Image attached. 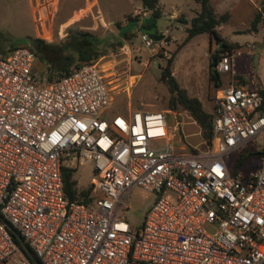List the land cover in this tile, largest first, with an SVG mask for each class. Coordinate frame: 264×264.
I'll return each instance as SVG.
<instances>
[{
    "label": "built area",
    "instance_id": "built-area-1",
    "mask_svg": "<svg viewBox=\"0 0 264 264\" xmlns=\"http://www.w3.org/2000/svg\"><path fill=\"white\" fill-rule=\"evenodd\" d=\"M170 30L138 37L152 55L167 54ZM117 54L130 76L128 45ZM37 59L24 45L0 53V264H264V156L235 175L228 160L264 131L262 90L235 78L218 88L211 144L187 152L172 143L167 110L102 117L120 93L102 56L50 79L34 70ZM231 60L225 50L213 69L230 73ZM87 161L90 200L69 201L61 168ZM136 186L154 194L139 229L120 215Z\"/></svg>",
    "mask_w": 264,
    "mask_h": 264
},
{
    "label": "rangeland",
    "instance_id": "rangeland-1",
    "mask_svg": "<svg viewBox=\"0 0 264 264\" xmlns=\"http://www.w3.org/2000/svg\"><path fill=\"white\" fill-rule=\"evenodd\" d=\"M251 1L259 8L262 7L264 13L263 0ZM158 2L162 13L156 20V30L160 32L165 28L171 29V39L165 47L167 54L152 55L140 41L137 29L135 36L123 39L120 45L127 44L129 47L131 61L128 74L136 77L132 79L124 73L123 55L117 54L120 46L108 49L107 54L102 56V66L104 69L108 68L106 73L113 84H119L115 88L125 86V91L115 96L102 117L110 120L115 115H127L129 110H167L170 126L177 128L174 130L172 143L184 146L187 152L204 151L207 146L201 139L200 128L189 113L183 109H167L169 91L160 76L167 60L171 58V71L179 85L190 96L197 97L206 112L213 113L217 85L211 78L213 66L210 61L220 45L215 40L210 41L205 32L182 43L187 28L190 27L191 18L199 10V4L195 0ZM234 3L235 7L230 9V16L218 28L223 40L235 46L229 50L233 70L219 74L218 83L221 86H227L232 78H237V71H244L248 64L253 70L249 75L252 80L257 79L255 70H258L260 65L264 69V16L258 23L257 30L247 31L254 7L246 0H235ZM139 6V0H0V53L16 45L30 46L34 38H41L47 43H57L79 30L100 37L109 34L117 36L120 28L117 22L122 26L124 24V30L133 29V26L126 24L129 18L136 17L142 21L138 15H133V10ZM226 10L224 6L215 8L217 14ZM179 15H183L186 20L180 22L175 19ZM116 51L117 53H114ZM46 68V62L38 59L35 70L45 73ZM244 77H247V74ZM247 146L252 151L264 149V131ZM236 153L229 155L228 160L231 161ZM259 160L249 159L241 172L248 173ZM72 169L77 188L90 187L91 178L95 175L93 162L77 164ZM153 200L154 194L138 186L133 187L128 196L129 207L121 210L120 215L134 229H139Z\"/></svg>",
    "mask_w": 264,
    "mask_h": 264
},
{
    "label": "trees",
    "instance_id": "trees-1",
    "mask_svg": "<svg viewBox=\"0 0 264 264\" xmlns=\"http://www.w3.org/2000/svg\"><path fill=\"white\" fill-rule=\"evenodd\" d=\"M141 5L149 11V15L139 21L134 18H129L126 22L127 26H133V29H124L119 25L118 35H107L104 37L97 36L88 31H77L71 33L64 38L63 41L57 43H47L41 38H34L32 44L29 46L34 48L39 60L46 62L48 78H52L53 75H60L63 72H67L73 66H79L86 63H91L97 60L99 57L106 55L108 49H115L116 46H120L123 43V39H129L131 36L139 33H147L153 36L158 31L156 30V20L161 16V7L158 0H139ZM199 4V10L194 17L190 20V27L187 28V34L182 43H186L193 36L199 33H207L210 41L215 40L220 48L217 49L213 58L215 59L219 53L225 50H231L235 48L234 45L228 44L223 40L219 34L218 27L225 22L229 13L217 15L210 0H195ZM264 1V0H263ZM263 3V2H262ZM263 8L260 7L255 13L250 22L247 31L257 30L258 23L263 18ZM181 21H185L182 19ZM138 33V34H139ZM114 53H117L114 52ZM171 58L167 60L166 65L161 70L160 79L166 85L169 91V97L167 99V109L176 111L177 109H183L189 113L200 128L201 139L207 148L211 144L213 137V113L206 112L203 108L201 101L194 96H190L187 91L182 88L171 71ZM210 65L213 66V61H210ZM219 74L211 70V78L215 80L217 89L221 87L218 82ZM216 89V90H217ZM264 92V90H262ZM196 152V150H193ZM264 156V149L252 151L248 146H244L239 150L229 161L231 174L235 175L241 170L245 169V166L249 159H260ZM61 175L63 180V194L69 201H80L88 204L90 200L91 189L84 188L78 189L76 181L73 178V169L67 166H62ZM5 226L10 232L13 240L23 251L25 256L33 262L36 258L33 251L27 244L23 242L22 236L19 232L9 223L5 222Z\"/></svg>",
    "mask_w": 264,
    "mask_h": 264
},
{
    "label": "crops",
    "instance_id": "crops-1",
    "mask_svg": "<svg viewBox=\"0 0 264 264\" xmlns=\"http://www.w3.org/2000/svg\"><path fill=\"white\" fill-rule=\"evenodd\" d=\"M211 1V4H212V6L214 7V10H215V8H220L221 6H224V8H227V10L226 11H224V12H228L229 13V16H230V9L231 8H233V7H235V0H210ZM246 1H248V2H250L252 5H253V7H254V9H253V12H252V16H254V14L253 13H255L258 9H259V7L256 5V4H254L251 0H246ZM256 3V2H255ZM224 12H222V14L224 13ZM215 13L217 14V12L215 11ZM217 15H220V14H217ZM183 15H179V16H174L175 17V19H177L178 21H180V22H183V21H181L182 19H184V20H186L185 19V17L183 18L182 17ZM263 16H264V13H263ZM253 18V17H252ZM230 19V18H229ZM101 27H102V23H101V25H100ZM94 28V27H93ZM219 28V27H218ZM7 50H5V52H6ZM4 52V53H5ZM38 60V59H37ZM213 61H214V59H213ZM37 62V61H36ZM36 64V63H35ZM262 65H260L259 67H258V70H255V74H256V77H257V79H255V80H252L251 78H249L250 76V74L252 73V67H251V65L250 64H248L247 65V67L245 68V70L244 71H237V78H235V80H236V82H235V84L236 85H240V86H245V87H248V88H255V89H260V90H264V69H263V67H261ZM232 68H233V66H232ZM34 70H35V65H34ZM233 70V69H232ZM36 71V70H35ZM39 72V71H38ZM42 73V72H41ZM45 74H46V72H45ZM245 74H247V77H244V75ZM235 75V76H236ZM125 86L124 87H121L120 89H119V91H120V93L121 92H124L125 90Z\"/></svg>",
    "mask_w": 264,
    "mask_h": 264
},
{
    "label": "water",
    "instance_id": "water-1",
    "mask_svg": "<svg viewBox=\"0 0 264 264\" xmlns=\"http://www.w3.org/2000/svg\"><path fill=\"white\" fill-rule=\"evenodd\" d=\"M153 38H154L155 40H158V39H159V36H157L156 34H154V35H153ZM212 61H213V59H212ZM213 72H215L214 69H213Z\"/></svg>",
    "mask_w": 264,
    "mask_h": 264
}]
</instances>
